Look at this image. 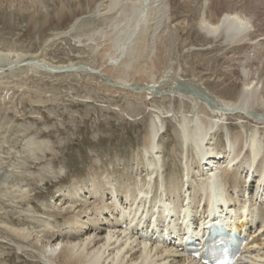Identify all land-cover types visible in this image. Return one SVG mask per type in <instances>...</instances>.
<instances>
[{"label": "rangeland", "instance_id": "1", "mask_svg": "<svg viewBox=\"0 0 264 264\" xmlns=\"http://www.w3.org/2000/svg\"><path fill=\"white\" fill-rule=\"evenodd\" d=\"M102 1L0 0V52L18 53L20 60L42 58L52 64L99 68L107 54L119 53V46L102 39L99 32L107 26L100 12L108 9V1L101 11L97 8ZM169 5L168 22L166 15L156 19L162 27L157 34H162L160 41L164 39L160 60L167 59L159 60L155 71L172 68L184 79L207 84L213 93L235 100L243 87L244 70L258 71L264 64V45L255 59L247 58L253 45H223V39L207 35L200 23L203 18L216 23L225 12H239L254 25L255 36H264V0H169ZM7 60L1 57L0 64ZM4 71L0 75V264H45L23 252L13 229L38 230L47 219L63 225L71 210L60 213L55 203L74 198L78 185L94 179L104 182V174H112L118 186L146 177L142 149L157 116L167 128L161 145L170 167L168 177L183 178L184 157L174 130L184 114L195 113L187 99L133 95L80 71L34 75L27 66ZM108 71L109 76L118 75ZM223 121L215 136L218 150L226 149L231 132L260 127L264 138V125L250 118ZM76 201L70 203L80 204V209L86 202Z\"/></svg>", "mask_w": 264, "mask_h": 264}, {"label": "bare ground", "instance_id": "2", "mask_svg": "<svg viewBox=\"0 0 264 264\" xmlns=\"http://www.w3.org/2000/svg\"><path fill=\"white\" fill-rule=\"evenodd\" d=\"M106 1L108 9L100 15L107 26L99 32L102 39L119 46V53L107 54L101 67L52 64L42 58L20 60L18 53L0 52V59L8 57L6 64H0V75L7 68L21 66H27L34 75L41 71H80L133 95L187 99L195 113L184 114L174 130L184 157L183 178L168 177L170 167L164 162L161 145L167 128L157 116L151 121L142 149L146 177L118 186L112 174H104V182L94 179L91 184L78 185L80 190L75 191L74 198L55 203L60 213L71 210L62 219L63 225L47 219L38 230L21 225L13 229L22 242L21 249L45 264H203L181 248L190 236L201 231L193 233L184 228L192 225L204 231L209 218L225 217L232 220L229 230L245 234L248 241L238 264H264V138L260 127L229 133L224 151L214 145L224 119L238 116L264 125V64H259L258 71L244 70L243 87L235 100L213 93L207 84L184 79L172 68L159 73L155 70L164 52V39L160 41L162 34H157L162 27L156 19L166 15L168 22L171 18L169 0H103L97 5L100 11ZM200 28L217 40L223 39V45H253L247 58L255 59L264 45V36H255L256 28L239 12H225L216 23L203 18ZM164 59L160 61L166 62ZM108 69L118 75L109 76ZM173 153H177L176 148ZM76 200L86 201L81 209ZM75 201L74 205L70 203ZM26 246L32 247L31 252Z\"/></svg>", "mask_w": 264, "mask_h": 264}, {"label": "water", "instance_id": "3", "mask_svg": "<svg viewBox=\"0 0 264 264\" xmlns=\"http://www.w3.org/2000/svg\"><path fill=\"white\" fill-rule=\"evenodd\" d=\"M62 71H64V69H63ZM62 71H61V72H62ZM173 91H175V90H173Z\"/></svg>", "mask_w": 264, "mask_h": 264}]
</instances>
